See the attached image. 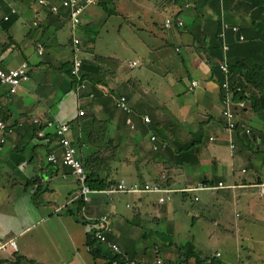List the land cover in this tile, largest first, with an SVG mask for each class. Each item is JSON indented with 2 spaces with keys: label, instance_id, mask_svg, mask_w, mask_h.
I'll list each match as a JSON object with an SVG mask.
<instances>
[{
  "label": "crops",
  "instance_id": "1",
  "mask_svg": "<svg viewBox=\"0 0 264 264\" xmlns=\"http://www.w3.org/2000/svg\"><path fill=\"white\" fill-rule=\"evenodd\" d=\"M58 2L0 0V63H26L28 72L15 92L0 82V116L12 128L0 133V237L17 242L0 251V264H264V252L241 243L244 224L264 230L263 92L252 86L257 104L249 97L244 107L232 97L240 127L226 130L218 77L223 61L264 70V0H99L84 7L76 29L66 8L50 10ZM176 14L184 26L165 27ZM74 35L79 79L71 74ZM121 95L130 112L116 105ZM35 119L69 125L87 173L160 190L88 185L81 194L54 128L40 136ZM86 221L107 237L93 241L94 254ZM222 241L229 254L211 253Z\"/></svg>",
  "mask_w": 264,
  "mask_h": 264
},
{
  "label": "built area",
  "instance_id": "2",
  "mask_svg": "<svg viewBox=\"0 0 264 264\" xmlns=\"http://www.w3.org/2000/svg\"><path fill=\"white\" fill-rule=\"evenodd\" d=\"M99 0H59L58 3H52L50 5V10L54 13H57L59 10V7H64L68 10V19L71 23V26L73 29H76V27L79 25L81 21V16L84 11V7L88 4H96ZM40 4H44L45 0H38ZM176 21V20H175ZM172 18H166L164 22L165 27H169L172 24H176V26H182L183 20L177 19L175 22ZM232 31H237L236 26L230 27ZM239 39L242 40L243 36L239 35ZM73 41V60H72V67H71V74L79 79L81 67L83 64L82 56H81V45L80 40L76 35L72 37ZM224 48H227L224 46ZM42 43L37 44V51L38 53H42ZM135 64V62H133ZM219 68L224 75L223 79L220 81V88L222 91V97L223 102L225 104L224 109L222 110V117L225 122V129L226 130H234L238 129L240 125L238 124L236 120V114L235 111L230 107L233 103L232 96L235 92L241 91V88L236 86L235 88H231L228 81V75L229 70L227 67V64L225 61L219 63ZM28 79V72H27V64L23 63L21 66L16 68H5L0 63V82L7 84L10 88V92H15L16 88L25 80ZM195 83L193 82L192 85ZM81 88H85L86 84L84 82L79 84ZM116 105L125 112H130V107L126 101L125 96L121 95L117 98L115 101ZM236 104L240 107L245 106L244 100H239L236 102ZM79 114H83V111H79ZM144 122H150V119L147 116H143ZM34 122L41 123L40 129L38 131L39 135L42 136L44 133V127H52L55 130V133L58 138V143L61 146V156L60 160L63 164L69 166L72 170V172L75 174L77 181L81 185V194L85 195L87 193H90L92 190L86 183V173L84 169V165L82 160L77 156L76 148L73 145V143L70 141L68 137V130L69 126L66 123H62L56 120L52 119H46L42 122H40L38 119H35ZM130 123V120H128ZM131 127H134L133 123H130ZM245 133L250 134L252 131L250 128H242ZM12 132V128L9 126V124L0 116V133L2 135H5L7 133ZM151 139L154 140L155 136L152 135ZM156 147V146H154ZM47 159L51 162H56L57 157L54 154L48 155ZM219 186L222 185L221 182L218 184ZM260 189L261 192L264 193V181L260 183ZM160 190V186L158 184H144L140 185L137 183H134L132 185H126L124 181H118V182H111L107 188H105L103 191L107 193H114V192H143V191H158ZM86 198V196H85ZM162 200V198L160 199ZM101 220L104 223V226L107 222L106 217L103 216ZM103 226V227H104ZM102 227V228H103ZM96 237L103 242H107L105 234L101 230H97ZM111 247L113 249H117V245L114 243H111ZM16 250L17 249V242L16 239L13 236H3L0 237V251L3 250Z\"/></svg>",
  "mask_w": 264,
  "mask_h": 264
},
{
  "label": "trees",
  "instance_id": "3",
  "mask_svg": "<svg viewBox=\"0 0 264 264\" xmlns=\"http://www.w3.org/2000/svg\"><path fill=\"white\" fill-rule=\"evenodd\" d=\"M179 13V12H178ZM176 15H173L172 17H168V18H172L174 21L177 19H181V18H177ZM175 21V22H176ZM165 22V21H164ZM164 25V24H163ZM174 26H176V24H173ZM184 24L182 26L179 27H183ZM219 32L218 34L216 33L214 36V49L217 51L215 52L217 56H219L220 52H219V47H220V42H219ZM244 38V37H243ZM228 70L230 72V74L228 75V81H229V85L231 88H235L236 86L241 88V91L239 92H235L234 95L232 96L234 99H241V100H245L247 98L250 99V103L256 105V97L253 95V91L252 86H257V87H261L260 90L263 92V96H261L262 100H263V104H264V80H263V76L262 74H264V70L260 65H253V66H248L247 64L241 65L240 67H237L236 69L234 68L233 65L228 66ZM218 77L221 79H223L224 75L222 74L220 68H219V64H218ZM247 91H252L250 93V96H248L246 94ZM262 107H264V105H261ZM52 120H56V119H52ZM58 121V120H56ZM69 126V125H68ZM84 165V169H86L85 163L83 162ZM86 172V171H85ZM87 173V172H86ZM86 183L87 185H89L92 188L95 189H101L104 190L105 188H107V186L111 183V182H105L104 179H100L97 176H95L94 174H90V171H88L87 173V179H86ZM261 183V181L259 182ZM82 205V201H80L79 206ZM79 208H77V213L79 212ZM92 223V225H91ZM85 224L88 226H91V229H89L88 231V238H87V245L89 247V250L93 253L94 249L92 246L93 241L97 238L96 237V233H97V227L94 226L95 223H93V221H86ZM106 236V235H105ZM107 240V237H106ZM15 251V250H12ZM94 254V253H93Z\"/></svg>",
  "mask_w": 264,
  "mask_h": 264
},
{
  "label": "rangeland",
  "instance_id": "4",
  "mask_svg": "<svg viewBox=\"0 0 264 264\" xmlns=\"http://www.w3.org/2000/svg\"><path fill=\"white\" fill-rule=\"evenodd\" d=\"M148 82H152V80H148ZM215 209V207L212 205L210 207L211 212H213ZM209 215V213H208ZM212 219L211 217H209V220ZM212 230L214 229H218L219 226L216 224H211ZM260 227H262V225H259L257 223H251V224H244V230L242 232L243 235H245V240L243 242H241L244 246L246 245L247 247H251L253 246L254 249H258L261 252H264V235H262V233L264 234V230H262ZM259 232V233H258ZM230 236V235H229ZM252 237V238H248ZM217 235L214 234V236H212L211 238V243L213 244V242L216 240ZM256 238L259 239V241H254ZM227 243L229 242H218L219 246H212L211 247V253L214 251V249H219V251H221L223 253V256H225L226 254H229V252L231 251V247L227 246ZM256 243V244H255ZM10 250V249H8ZM8 250H3V251H8ZM2 251V252H3ZM1 256V254H0Z\"/></svg>",
  "mask_w": 264,
  "mask_h": 264
}]
</instances>
